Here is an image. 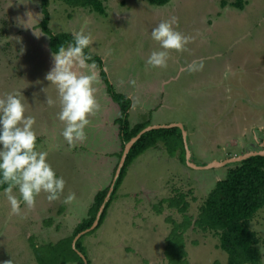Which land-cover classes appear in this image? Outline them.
Wrapping results in <instances>:
<instances>
[{
    "label": "rangeland",
    "instance_id": "1",
    "mask_svg": "<svg viewBox=\"0 0 264 264\" xmlns=\"http://www.w3.org/2000/svg\"><path fill=\"white\" fill-rule=\"evenodd\" d=\"M233 2L171 0L160 7L146 0H110L103 16L52 2L48 11L52 32L90 35V51L104 60L109 82L133 101L131 125L149 118L152 126L184 125L191 162L210 165L264 149V0H246L243 10ZM173 16L174 29L191 42L187 50H167V67H150L151 53L163 50L151 31ZM43 18L42 0H0V98L22 93L25 116L36 121V150L47 152L65 187L55 201L41 192L33 207L21 203L20 215L0 193V264H38V250L42 255L49 244L70 237L90 216L96 194L112 188L121 167L120 108L98 68L93 87L99 109L88 116L86 139L69 146L62 136L58 92L46 79L53 55L39 27ZM193 61H202L203 68L189 72ZM165 151L151 149L129 167L104 223L83 240L91 264H169L166 258H172L170 264L228 263L218 238L181 226L186 215L176 209L159 215L148 204L152 197L156 202L184 194L187 214L197 218L205 196L230 165L192 170ZM13 194L20 199L18 188ZM72 194L75 198L65 202ZM169 215L173 225L164 219ZM251 228L264 241V213ZM261 252L264 264V243Z\"/></svg>",
    "mask_w": 264,
    "mask_h": 264
},
{
    "label": "trees",
    "instance_id": "2",
    "mask_svg": "<svg viewBox=\"0 0 264 264\" xmlns=\"http://www.w3.org/2000/svg\"><path fill=\"white\" fill-rule=\"evenodd\" d=\"M109 1L110 0H42L44 18L39 24V27L42 32L49 37L50 51L54 54L60 45L67 47L69 43L73 42L71 33H54L51 31V16L49 15L48 7L52 2H62L72 8H84L103 16L105 15V4ZM146 1L150 5L160 7L168 5L171 2V0ZM245 1L246 0H235L231 6L243 10L245 8ZM223 3V7H225V1ZM84 53L90 57L88 61L89 64L94 63L102 70L101 75L106 84L107 92L120 108V118L117 120L116 124L119 125V137L123 148V151L119 155L121 161L126 144L140 135L145 129L151 127V120L149 118L134 126L131 125L130 111L133 105L132 99L115 91L108 80L107 73L103 70L104 62L102 58L93 55L90 51V47L84 49ZM172 124L173 123H170L167 126ZM151 149H164L170 157L178 158V161L182 165L190 168L187 164V150L180 128H157L142 133L127 153L124 166L114 186V190L110 195L109 201L105 204V200L111 190L110 186L96 194L94 203L89 211L90 216L83 219V221L78 224L70 237L55 244H49L47 250L42 255L40 254L43 250H38L37 255L35 254L38 264H85L84 259L79 254L82 253L84 257H86V249L83 245L84 238L93 235L104 223L112 203L116 199L118 190L127 176L129 167L140 156ZM5 187H7V185L0 186V193L4 191ZM175 194L180 195V193L174 192L173 196ZM151 199L152 200L149 202L150 204H148L151 205L149 209L155 211L156 214L162 215L165 209L170 210V212L176 209L179 213L183 214V218L186 215L183 221L180 222L181 226H185L187 230L193 226V229L198 232L211 234L215 238H218L217 248L227 255V264L263 263L261 246L264 241H262L259 234L251 228V225L255 222L260 213H264V156H254L240 163L233 164L232 166L230 165L226 171L225 177L218 179L212 191L210 190L205 196L199 208L197 218H192L187 214L190 207L187 195L181 194L179 197L175 198H161L157 199L156 202H154L153 197ZM103 205H105L104 210L100 216L97 228L80 238L74 249L73 243L75 238L95 224ZM164 219L169 225H173L175 222L170 215L168 219L164 216ZM174 233L178 235L177 232ZM34 250L36 252L37 248L34 247ZM60 253L63 255L66 254L63 259L60 257ZM169 256L171 257L172 255ZM86 259L88 264H91L87 257ZM166 260L170 264L172 258L171 260L166 258Z\"/></svg>",
    "mask_w": 264,
    "mask_h": 264
},
{
    "label": "clouds",
    "instance_id": "3",
    "mask_svg": "<svg viewBox=\"0 0 264 264\" xmlns=\"http://www.w3.org/2000/svg\"><path fill=\"white\" fill-rule=\"evenodd\" d=\"M177 23V18L173 16L152 29L151 38L163 50L151 53L146 62L150 67H167V50H187L186 46L192 38L175 30L173 25ZM72 37L73 42L67 47L60 45L53 54V67L46 75L58 92L61 108L58 119L65 124L62 136L69 146L86 139L88 116L99 109L93 87L97 80L93 70L95 64H89L90 57L84 53L92 39L83 31L73 32ZM202 68V61H193L187 70L194 72ZM21 96L22 93L13 92L0 98V186L7 185L3 194L15 215L21 214V203L33 207L41 192L48 194L49 202L55 201L65 187L63 177H58L47 162V152L36 150L37 135L33 130L36 121L32 116H25L26 109ZM46 101L49 106L54 104L51 98L47 97ZM15 188H18L20 199L13 194ZM74 198V194L69 195L65 202H71Z\"/></svg>",
    "mask_w": 264,
    "mask_h": 264
},
{
    "label": "water",
    "instance_id": "4",
    "mask_svg": "<svg viewBox=\"0 0 264 264\" xmlns=\"http://www.w3.org/2000/svg\"><path fill=\"white\" fill-rule=\"evenodd\" d=\"M50 49V48H49ZM51 54L53 55V53L51 52ZM171 127H178L182 130V133H183V138H184V142H185V145H186V150H187V164L190 168H193V169H196V170H212V169H216V168H221V167H225V166H228V165H232V164H236V163H240L242 161H245L251 157H254V156H264V149L261 151V152H254V153H249V154H246L244 156H241V157H237V158H233V159H230V160H227V161H224V162H216V163H212L210 165H195L191 162V157H192V152H191V149H190V142H189V138H188V133H187V130L185 128L184 125L182 124H173V125H169V126H152V127H149L147 129H145L142 133L146 132V131H149L151 129H157V128H171ZM141 133V134H142ZM140 134V135H141ZM140 135H138L136 138L132 139L125 147V154H124V157H123V161L121 162V165L123 164L124 160L126 159L127 157V153L129 152V150L131 149V147L133 146V144L139 139ZM264 148V147H263ZM111 191L107 197V199L105 200V204L106 202L109 201L110 199V195H111ZM104 206L103 205V208L100 210L99 214H98V218L96 219L95 221V224L88 230L82 232L81 234H79L76 239H75V243L73 244L74 245V248H76V242L84 235H86L87 233L93 231L97 226H98V223H99V219H100V216L101 214L103 213V210H104ZM80 256L84 259L85 261V264H88V261L86 259V257H84V255L82 253H79Z\"/></svg>",
    "mask_w": 264,
    "mask_h": 264
},
{
    "label": "flooded vegetation",
    "instance_id": "5",
    "mask_svg": "<svg viewBox=\"0 0 264 264\" xmlns=\"http://www.w3.org/2000/svg\"><path fill=\"white\" fill-rule=\"evenodd\" d=\"M103 60V59H102ZM103 62H104V60H103ZM93 64V63H92ZM95 67L96 68H98L96 65H95ZM99 69V68H98ZM100 70V69H99ZM103 70L106 72V70H105V64H104V68H103ZM101 72H102V70H100V75H101ZM101 78H102V75H101ZM103 79V78H102ZM132 109H133V105H132ZM179 124V123H178ZM121 154V153H120ZM119 154V155H120ZM124 154H125V149H124V153H123V156H122V160L120 161V168L117 170V173H116V180H118V178H119V175H120V173H121V170H122V168H123V166H124V162H123V164L121 165V162L123 161V157H124ZM193 169V168H192ZM117 182V181H116ZM116 182H114V184L112 185V188H111V192L114 190V186H115V184H116Z\"/></svg>",
    "mask_w": 264,
    "mask_h": 264
}]
</instances>
